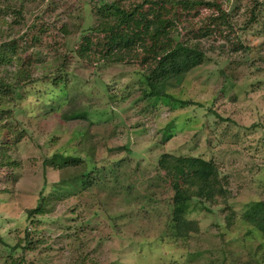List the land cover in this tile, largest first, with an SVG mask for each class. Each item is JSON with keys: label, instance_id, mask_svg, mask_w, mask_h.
I'll use <instances>...</instances> for the list:
<instances>
[{"label": "rangeland", "instance_id": "374dc122", "mask_svg": "<svg viewBox=\"0 0 264 264\" xmlns=\"http://www.w3.org/2000/svg\"><path fill=\"white\" fill-rule=\"evenodd\" d=\"M206 1L229 19L212 25L204 62L166 98L145 95L135 62L72 54L101 23V2L63 0L47 11L44 0H0V45L17 46L2 72L14 90L0 91V161H16L0 162V264H264V235L243 218L264 200V0ZM37 15L48 31L32 24ZM189 15L182 33L217 13L202 5ZM56 151L80 157L72 168L86 178L55 187L69 165L45 164ZM166 152L214 161L228 189L216 201L191 199L186 236L170 228Z\"/></svg>", "mask_w": 264, "mask_h": 264}, {"label": "trees", "instance_id": "16d2710c", "mask_svg": "<svg viewBox=\"0 0 264 264\" xmlns=\"http://www.w3.org/2000/svg\"><path fill=\"white\" fill-rule=\"evenodd\" d=\"M61 1L63 0L46 3L45 10L53 9ZM101 3L99 2L98 7V19L101 23L92 29L93 35L88 33L83 35L81 41L71 50L72 54L89 63L99 62L101 59L112 63L135 62L145 69L144 78L149 88L148 91L145 90V95L166 98L171 96L168 92L169 86L181 84L188 72L204 62L206 51L202 48V40H212L211 36L216 31L212 25L221 28V24H226L225 20L229 19L230 15L222 9L220 3L206 0H136L129 5H126L125 0H108ZM202 5L213 8L217 15H213L205 27L195 26L182 33L181 24L187 22V16ZM4 10L0 7V15ZM17 14L21 16L23 11L18 10ZM40 16L34 17L32 24H40L41 32H46L48 29L42 24ZM108 17L110 18L107 19ZM15 22H18V19ZM56 33L63 37L69 35L67 29H58ZM30 38L42 40L39 35L26 39ZM16 48V44L12 42L0 45V91L3 95L14 90L6 83L2 72L4 70L10 72L9 67L12 65L9 61L13 54L11 52H16ZM43 52L47 56L48 48ZM30 54L32 57L34 53ZM37 54L39 59H35L42 62V52ZM25 82L26 80H22L21 83ZM61 115L65 119L73 115L77 118L86 117L80 113ZM125 149L129 150L127 146ZM4 156L8 161L1 162V159V164L16 165V161H12L8 154L4 153ZM49 158L51 157H46V165L53 164L52 160L55 158L61 159L60 162L65 165L69 164L61 168L63 179L55 187L60 189L68 184L66 176L72 178V180L69 178L71 182H74L77 176L86 178L82 173V167L72 168L82 163L80 157L56 151L50 160ZM159 165L174 187L170 228L175 235L186 236L191 230L189 225L195 226L194 222L186 217L191 199L196 197L203 201H216L220 196H224L228 189L222 184L216 163L201 156H177L166 152L161 155ZM70 170L73 173H69ZM42 208H44L42 205H38L29 209L28 221L34 220V216L41 212ZM243 218L264 235V200L249 208ZM0 239L3 240L1 235Z\"/></svg>", "mask_w": 264, "mask_h": 264}, {"label": "built area", "instance_id": "2783aa9c", "mask_svg": "<svg viewBox=\"0 0 264 264\" xmlns=\"http://www.w3.org/2000/svg\"><path fill=\"white\" fill-rule=\"evenodd\" d=\"M52 0H44L45 3H49ZM75 1V0H73ZM84 3H99V2H103V1H108V0H80Z\"/></svg>", "mask_w": 264, "mask_h": 264}]
</instances>
